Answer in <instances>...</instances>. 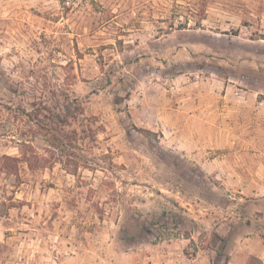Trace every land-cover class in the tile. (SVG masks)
Segmentation results:
<instances>
[{"label": "rangeland", "instance_id": "1", "mask_svg": "<svg viewBox=\"0 0 264 264\" xmlns=\"http://www.w3.org/2000/svg\"><path fill=\"white\" fill-rule=\"evenodd\" d=\"M260 239L264 0H0V264H261Z\"/></svg>", "mask_w": 264, "mask_h": 264}, {"label": "crops", "instance_id": "2", "mask_svg": "<svg viewBox=\"0 0 264 264\" xmlns=\"http://www.w3.org/2000/svg\"><path fill=\"white\" fill-rule=\"evenodd\" d=\"M260 248H261V250H260V254H258V258H259V261H260V263L261 264H264V245H263V243H264V239H260Z\"/></svg>", "mask_w": 264, "mask_h": 264}, {"label": "trees", "instance_id": "3", "mask_svg": "<svg viewBox=\"0 0 264 264\" xmlns=\"http://www.w3.org/2000/svg\"><path fill=\"white\" fill-rule=\"evenodd\" d=\"M17 161V158H14V157H10V156H8V157H6V161ZM9 171H11V170H13V169H11V168H9L8 169Z\"/></svg>", "mask_w": 264, "mask_h": 264}]
</instances>
